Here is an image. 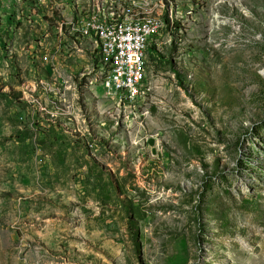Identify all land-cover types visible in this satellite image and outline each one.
Instances as JSON below:
<instances>
[{
  "label": "rangeland",
  "instance_id": "374dc122",
  "mask_svg": "<svg viewBox=\"0 0 264 264\" xmlns=\"http://www.w3.org/2000/svg\"><path fill=\"white\" fill-rule=\"evenodd\" d=\"M99 1L0 0V264H264V0H133L129 104L68 33Z\"/></svg>",
  "mask_w": 264,
  "mask_h": 264
},
{
  "label": "built area",
  "instance_id": "2783aa9c",
  "mask_svg": "<svg viewBox=\"0 0 264 264\" xmlns=\"http://www.w3.org/2000/svg\"><path fill=\"white\" fill-rule=\"evenodd\" d=\"M163 27L164 21L153 6L133 0H101L91 2L70 24L68 33L91 42L95 81L105 94L118 104H129L140 94L147 50Z\"/></svg>",
  "mask_w": 264,
  "mask_h": 264
},
{
  "label": "trees",
  "instance_id": "16d2710c",
  "mask_svg": "<svg viewBox=\"0 0 264 264\" xmlns=\"http://www.w3.org/2000/svg\"><path fill=\"white\" fill-rule=\"evenodd\" d=\"M150 49H151V50H153V48H152V47H150Z\"/></svg>",
  "mask_w": 264,
  "mask_h": 264
}]
</instances>
